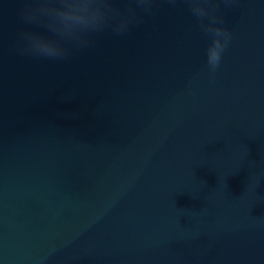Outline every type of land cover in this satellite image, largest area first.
I'll use <instances>...</instances> for the list:
<instances>
[{"label":"water","instance_id":"1","mask_svg":"<svg viewBox=\"0 0 264 264\" xmlns=\"http://www.w3.org/2000/svg\"><path fill=\"white\" fill-rule=\"evenodd\" d=\"M0 6V264H264V0L221 7L214 74L182 0L68 62Z\"/></svg>","mask_w":264,"mask_h":264},{"label":"clouds","instance_id":"2","mask_svg":"<svg viewBox=\"0 0 264 264\" xmlns=\"http://www.w3.org/2000/svg\"><path fill=\"white\" fill-rule=\"evenodd\" d=\"M176 6L179 0H165ZM208 39L207 67L214 74L231 45L232 31L221 7L239 0H182ZM158 0H20L17 16L23 25L16 33L15 51L38 60L68 62L90 45V37L111 30L124 36L151 14ZM4 0H0V6Z\"/></svg>","mask_w":264,"mask_h":264}]
</instances>
